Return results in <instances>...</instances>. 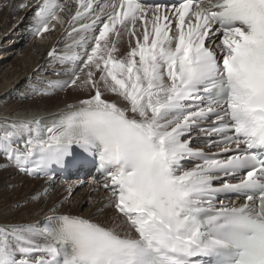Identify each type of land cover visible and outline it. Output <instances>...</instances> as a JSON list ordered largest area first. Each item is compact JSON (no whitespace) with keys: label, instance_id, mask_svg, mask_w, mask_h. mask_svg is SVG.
<instances>
[{"label":"snow or ice","instance_id":"6c2138e0","mask_svg":"<svg viewBox=\"0 0 264 264\" xmlns=\"http://www.w3.org/2000/svg\"><path fill=\"white\" fill-rule=\"evenodd\" d=\"M73 2L67 20L58 0L15 4L34 11L36 35L67 22L78 37L48 52L69 78L34 89L78 98L51 118L6 121L0 168L90 160L92 191L107 193L97 212L120 219L58 211L69 185L51 215L0 220V264H264V0Z\"/></svg>","mask_w":264,"mask_h":264},{"label":"bare ground","instance_id":"6f19581e","mask_svg":"<svg viewBox=\"0 0 264 264\" xmlns=\"http://www.w3.org/2000/svg\"><path fill=\"white\" fill-rule=\"evenodd\" d=\"M19 0H0V128L5 122L18 120H31L34 118H46L66 111V105L75 103L77 94L71 88L51 91L48 95L37 94L34 89L48 88L47 81L67 80V75H57L61 69L71 67V64H61L57 59L48 56V52L54 47L56 55H63L66 51V44H71L75 35L68 37L70 31L67 22L63 26L57 25L55 29L38 36L34 33L35 21L33 20L34 11L16 10L15 4ZM65 3L66 11L62 13L67 20V9L71 8L74 12L75 4L73 0H58ZM12 4L9 8L7 5ZM15 18L10 26L3 24L9 19ZM90 17H85L79 23H85ZM55 23V22H53ZM78 26V25H76ZM9 36H4V34ZM92 33H88L91 35ZM120 55L127 50V36L118 44ZM19 51V60L11 64L10 58ZM72 51L82 52L83 49H72ZM105 98L116 99L111 94ZM204 147V144H200ZM217 149H213L214 152ZM205 151L207 149L205 148ZM6 158L0 154V164H6ZM191 167V165H188ZM81 171L93 172L86 169L85 164L79 165L75 174ZM20 174V175H19ZM94 174V173H93ZM90 174L89 179H84L83 190L74 191L71 203L65 201L58 211L71 212L72 214L82 215L91 218L105 226H112L113 222H119L114 210L105 209L103 214L97 212L106 202L107 193L102 184L92 191L99 178L95 174ZM22 175V176H21ZM58 180L46 178H35L27 174H22L15 167L0 168V220L16 221H36L52 213L49 211L54 204L63 199L69 185L75 189L79 183H66L63 178L56 177ZM79 182V181H78ZM45 188L51 189L47 197L40 200H33L32 197L42 192ZM84 197V198H83ZM83 198V199H81ZM91 198V204L84 208V199ZM225 203L229 198H225ZM236 200V197L231 199Z\"/></svg>","mask_w":264,"mask_h":264},{"label":"rangeland","instance_id":"374dc122","mask_svg":"<svg viewBox=\"0 0 264 264\" xmlns=\"http://www.w3.org/2000/svg\"><path fill=\"white\" fill-rule=\"evenodd\" d=\"M1 9H2V7L0 8V11H1ZM15 18L13 17L12 19H9L8 20V22L7 23H5V24H3L4 26H3V28H5V26H10L12 23H13V20H14ZM4 36H9V34L7 33V34H4L3 35V37ZM20 55V52L19 51H16L12 56H11V58H10V61H11V64H10V66L12 65V64H15V60H19L18 59V56ZM20 175V174H19ZM89 175H90V173H87L85 176H83V177H80L78 174H75V175H72L71 176V178L70 179H67V180H64L63 182H68V183H70V182H72V183H79L78 185H75V189H74V191L76 192V191H80V190H83V188H84V186H82L81 184H84V183H87V182H85L84 181V179H89ZM22 176V175H21ZM55 180H57V179H55ZM58 181V180H57ZM79 181V182H78ZM74 192V193H75ZM73 196H76V194H74ZM73 196L71 197V200H73V199H75V198H73ZM84 198V197H83ZM83 198H81V199H83ZM89 200H91V202L93 201L91 198H88L87 200L86 199H84V203H83V207L84 208H86V207H88L91 203H89V202H87V201H89Z\"/></svg>","mask_w":264,"mask_h":264}]
</instances>
